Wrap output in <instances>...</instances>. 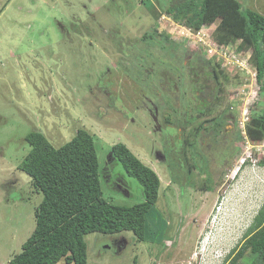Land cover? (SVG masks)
<instances>
[{
  "label": "rangeland",
  "instance_id": "1",
  "mask_svg": "<svg viewBox=\"0 0 264 264\" xmlns=\"http://www.w3.org/2000/svg\"><path fill=\"white\" fill-rule=\"evenodd\" d=\"M177 1L0 0V264L21 251L35 226L42 193L19 169L34 130L55 146L80 127L96 136L102 192L112 203L144 199L141 184L110 155L115 143L160 178L163 198L147 214L148 242L131 231L89 233L88 264H228L242 244L264 202V147L257 144L264 138L253 143L243 118L263 100L251 50H238V40L222 54L205 52V43L217 42L214 25L193 31L176 22L166 8ZM238 1L264 15V0ZM163 34L179 49L159 48ZM144 35L153 46L146 48ZM192 52L204 62L191 65ZM210 65L221 69L218 83ZM197 108L208 111L184 125ZM218 114L221 131L201 130L198 157L178 153L189 129Z\"/></svg>",
  "mask_w": 264,
  "mask_h": 264
},
{
  "label": "trees",
  "instance_id": "2",
  "mask_svg": "<svg viewBox=\"0 0 264 264\" xmlns=\"http://www.w3.org/2000/svg\"><path fill=\"white\" fill-rule=\"evenodd\" d=\"M166 12L176 22L193 31L214 25L213 35L218 44L230 45L239 40L238 50H251L250 61L255 68L256 83L263 100L257 111L254 109L247 113L245 130L253 143L261 141L264 138V15L252 9L243 10L238 0H179L168 6ZM152 36H142L146 48H149L147 41ZM156 45L161 49L178 46L169 34H163ZM199 54L193 52L191 65L198 60L203 61ZM216 67L219 68L220 64L216 63ZM216 67L211 66L210 72L218 83L221 69ZM218 90L222 92L223 87L219 85ZM232 103L235 104L234 101ZM206 109L197 108V114L187 117L184 125L201 117L208 111ZM226 111L223 115L228 113ZM223 115L203 119L194 129H189L192 137L188 138L190 134H187L184 139H179L181 146L178 153L184 155V152H189L195 156L194 143L201 130H210L217 137L224 122ZM95 137L80 127L68 141L55 146L41 131L26 134L25 140L30 150L19 164V169L31 178L32 185L42 193V197L35 208V226L31 234L23 242L21 251L6 264H56L60 260L66 264H88L85 237L94 232L115 234L131 231L137 241L148 242L147 224L151 219L147 218V214L158 198H163L160 178L124 143H115L110 148V155L119 160L127 175L141 184L144 199L132 205H121L105 199ZM237 138H242L240 133ZM191 163L183 172H191L189 168L196 165ZM163 232H166V227ZM243 237L242 244L227 255L231 259L228 264H237L238 261H243V264H264V202Z\"/></svg>",
  "mask_w": 264,
  "mask_h": 264
},
{
  "label": "built area",
  "instance_id": "3",
  "mask_svg": "<svg viewBox=\"0 0 264 264\" xmlns=\"http://www.w3.org/2000/svg\"><path fill=\"white\" fill-rule=\"evenodd\" d=\"M227 46L228 45L218 44L217 42L215 43V42L211 41V42L205 43L204 51L207 52V53H211L212 56H215L217 54H222V49L224 47H226V49H227ZM218 50H220V52L217 53ZM236 55H240V54L235 52V56ZM247 58H249V57H247ZM244 115L245 116L243 118L246 120L248 117L245 114V112H244ZM251 144H253V143H251ZM257 144H259V146H261V147H264V140L259 142V143H257Z\"/></svg>",
  "mask_w": 264,
  "mask_h": 264
},
{
  "label": "flooded vegetation",
  "instance_id": "4",
  "mask_svg": "<svg viewBox=\"0 0 264 264\" xmlns=\"http://www.w3.org/2000/svg\"><path fill=\"white\" fill-rule=\"evenodd\" d=\"M153 35V34H152ZM153 38H154V35H153ZM149 47H151V46H153V45H148ZM169 48V47H168ZM171 48H175V49H179L178 48V46L176 47V46H174V47H171ZM186 48H183V50H185ZM193 53V52H192ZM193 55V54H192ZM200 55V54H199ZM140 58H142V57H140ZM191 58H192V56H191ZM142 61H145V60H143V58H142ZM142 61H140V62H142ZM169 86H171V84L169 85ZM169 86L168 85H165V87L163 88V89H166V92H167V90H169V89H171L172 87H170L169 88ZM161 91H163V90H161ZM164 93V92H163ZM169 93V92H168ZM175 161H177V159L175 160ZM177 162H180V161H177ZM182 166H185L184 164H182ZM186 169H188V168H186ZM189 170H190V168H189Z\"/></svg>",
  "mask_w": 264,
  "mask_h": 264
},
{
  "label": "clouds",
  "instance_id": "5",
  "mask_svg": "<svg viewBox=\"0 0 264 264\" xmlns=\"http://www.w3.org/2000/svg\"><path fill=\"white\" fill-rule=\"evenodd\" d=\"M247 113H248V112H245L246 115H247ZM243 115H244V113H243ZM245 122H247V119L245 120Z\"/></svg>",
  "mask_w": 264,
  "mask_h": 264
}]
</instances>
